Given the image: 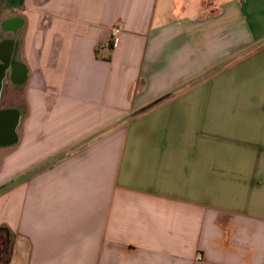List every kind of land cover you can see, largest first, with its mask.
Returning <instances> with one entry per match:
<instances>
[{
  "label": "crops",
  "instance_id": "obj_1",
  "mask_svg": "<svg viewBox=\"0 0 264 264\" xmlns=\"http://www.w3.org/2000/svg\"><path fill=\"white\" fill-rule=\"evenodd\" d=\"M0 17L18 22L8 264H264V0H0Z\"/></svg>",
  "mask_w": 264,
  "mask_h": 264
},
{
  "label": "water",
  "instance_id": "obj_2",
  "mask_svg": "<svg viewBox=\"0 0 264 264\" xmlns=\"http://www.w3.org/2000/svg\"><path fill=\"white\" fill-rule=\"evenodd\" d=\"M18 46V43H17ZM17 46L15 54L12 55L16 59ZM12 70L14 68L9 65L7 60L1 61L0 64V100L4 90V82L7 75L12 78ZM20 122V113L15 109H0V150L13 147L17 143L16 130Z\"/></svg>",
  "mask_w": 264,
  "mask_h": 264
},
{
  "label": "flooded vegetation",
  "instance_id": "obj_3",
  "mask_svg": "<svg viewBox=\"0 0 264 264\" xmlns=\"http://www.w3.org/2000/svg\"><path fill=\"white\" fill-rule=\"evenodd\" d=\"M18 26V22L15 19L2 20L0 17V64L1 61L7 60L10 66L14 69L18 68L15 59L12 55L15 54V49L18 41L13 35V30ZM17 78V77H16ZM8 79V75L6 80ZM5 80V82H6ZM0 109H3L0 104Z\"/></svg>",
  "mask_w": 264,
  "mask_h": 264
},
{
  "label": "trees",
  "instance_id": "obj_4",
  "mask_svg": "<svg viewBox=\"0 0 264 264\" xmlns=\"http://www.w3.org/2000/svg\"><path fill=\"white\" fill-rule=\"evenodd\" d=\"M5 187H0V194L5 191ZM12 233L5 226H0V264H8L11 253Z\"/></svg>",
  "mask_w": 264,
  "mask_h": 264
},
{
  "label": "rangeland",
  "instance_id": "obj_5",
  "mask_svg": "<svg viewBox=\"0 0 264 264\" xmlns=\"http://www.w3.org/2000/svg\"><path fill=\"white\" fill-rule=\"evenodd\" d=\"M197 1H198V0H197ZM2 151H5V150H0V155H1V152H2Z\"/></svg>",
  "mask_w": 264,
  "mask_h": 264
}]
</instances>
